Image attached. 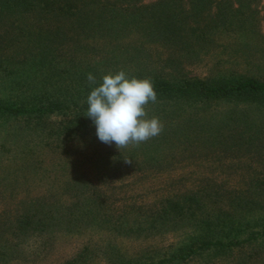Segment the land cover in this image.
<instances>
[{
  "label": "trees",
  "instance_id": "16d2710c",
  "mask_svg": "<svg viewBox=\"0 0 264 264\" xmlns=\"http://www.w3.org/2000/svg\"><path fill=\"white\" fill-rule=\"evenodd\" d=\"M190 1L185 7L181 0H0V119L13 123L7 134L18 142V158L35 156L43 142L55 147L74 140H87V145L101 142L85 115L87 96L102 82V74L124 70L129 76L151 79L157 100L146 109L163 120L175 109L183 110L180 118L189 119L190 125L202 123L198 131L186 132L185 149L191 146L200 155H210L221 147L223 156L217 158L221 171L248 168L238 187L217 182L210 167L194 185L169 186L148 204L121 201L113 191L116 186L107 194L94 186L75 188L73 194L63 187L61 193L71 195L69 202L4 203L0 264L25 255L23 248H36L33 254L39 255L40 248L51 247L47 240L62 231L97 234L103 241L100 248L116 259L106 264H248L244 247L264 241V139L259 138L264 137V120L250 122L246 114L241 127L231 125L230 118L226 124L208 126V119L222 111L212 108L209 116L200 111L212 104H223V112L254 106L264 110V77L232 73L191 77L158 68L200 62L198 56L214 42L213 36L229 27L228 18L221 19L219 3L217 17L207 13L216 0ZM89 73L96 77V85L89 84ZM53 116L60 119L51 120ZM105 145L101 149L105 156L100 150L93 158L109 163L111 169L120 167L115 163L124 162L131 149L154 150L141 144L121 150L114 143ZM226 155L234 161L222 163ZM27 163L21 166L34 168V162ZM255 163L258 169L250 172ZM61 217L66 220L64 230L55 228L64 222ZM168 231L177 232L173 243L138 255L117 252L113 240ZM89 250L87 245L81 251ZM84 258L80 254L65 264H86Z\"/></svg>",
  "mask_w": 264,
  "mask_h": 264
},
{
  "label": "rangeland",
  "instance_id": "374dc122",
  "mask_svg": "<svg viewBox=\"0 0 264 264\" xmlns=\"http://www.w3.org/2000/svg\"><path fill=\"white\" fill-rule=\"evenodd\" d=\"M149 1L155 0H145V2ZM190 2V0H181L180 3L188 7ZM215 3L207 13L211 17H217L219 3L222 10V18L221 16L220 18L223 19V16H226L229 27L226 31H218L213 36L214 42L210 43L207 50H203L198 56L201 58L200 62L196 60L184 62L177 68L161 64L158 68L160 67L163 72L191 77H205L216 73L264 77V0H216ZM239 3H242L241 9L230 10L231 7L239 8ZM228 12H231L230 15ZM212 108L222 112L210 117L206 122L208 126L226 124L225 122L230 118L232 121L228 122H231V125L236 126L235 122L240 123L239 127H241L246 114L251 116L250 122L264 120L263 108L255 106L246 110L223 112L226 109L223 104L219 106L212 104L211 108L201 110L200 114L209 116ZM146 110L149 118L158 117L164 126L158 136L140 145L142 147L149 145L148 149L154 146L152 147L154 150L131 149L130 155L123 159L124 162H114L117 166L120 165L115 169L107 168L109 163L105 161H94L93 156L106 146L105 143L98 141L87 145V140H74L57 147L55 144L47 145L43 142L41 148L35 150V156H27L29 157L27 159L18 158L15 153L19 151L16 148L18 142L12 139L13 136L7 134V130L13 127V123L0 119V209L4 203L8 205L25 200L69 202L71 195L61 193V188L68 187L73 194L75 188L85 189L89 186L99 188L106 194L111 193L108 188L116 186V190L113 189V191L116 192L115 196L122 198L121 201L148 204L162 195L169 186L179 184L176 187L184 186L185 188L194 185L197 182L196 178L207 175L210 167L217 182H224L227 188L238 187L240 183H243L239 179L242 171H248L247 167L228 169V172L220 170L218 165L220 162L217 158L223 156L221 147L211 152V156L203 152L200 155V152L191 146L185 149L186 132L195 131L196 127L199 128L202 124L201 122L190 125L189 119L180 118L183 110L180 112L175 109L173 116L165 120L157 116L156 111ZM58 119H60L59 116H53L51 120ZM233 128L239 130L237 127ZM249 136L258 140L255 135ZM259 138L264 139L262 136ZM83 149L88 151L87 155H84ZM100 152L104 156L107 153L105 150ZM207 156H210L211 162L206 161ZM125 159L131 160V163H126ZM26 161H28L27 164L34 162V168L29 170L27 166L25 167L26 164L21 166ZM227 161L232 162L234 159L228 155L221 162ZM249 169L252 172L253 169H258V166L255 163ZM229 172L227 176L226 173ZM181 178H183L182 181H180ZM60 220L64 222L55 224V228L66 229L65 218L61 217ZM176 233V231H168L162 235L153 234L147 237H113V240L118 245L117 252L123 255H138L144 250L166 248L174 242ZM262 241H256L244 247L247 248L244 261L248 260V264H264ZM47 242L51 243V247L40 248L41 255L33 254L37 251L36 248H23L25 255L17 257L8 264H65L80 254L85 255L86 264H106L116 260L110 256L107 248H100L103 241L92 232L62 231L56 233ZM87 245L90 247L88 253L81 251L87 248ZM103 251L106 253L102 254Z\"/></svg>",
  "mask_w": 264,
  "mask_h": 264
},
{
  "label": "clouds",
  "instance_id": "9594fccd",
  "mask_svg": "<svg viewBox=\"0 0 264 264\" xmlns=\"http://www.w3.org/2000/svg\"><path fill=\"white\" fill-rule=\"evenodd\" d=\"M87 80L96 85V77L89 73ZM102 82L92 87L87 96V112L96 127L98 139L115 144L121 150L138 146L158 136L163 123L156 116L149 118L146 106L155 103L157 94L150 78L129 76L124 70L102 74ZM126 163L131 160L125 159Z\"/></svg>",
  "mask_w": 264,
  "mask_h": 264
}]
</instances>
